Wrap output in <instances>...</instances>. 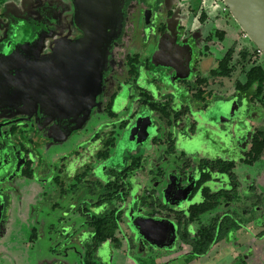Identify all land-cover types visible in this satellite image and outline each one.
<instances>
[{
    "label": "rangeland",
    "instance_id": "1",
    "mask_svg": "<svg viewBox=\"0 0 264 264\" xmlns=\"http://www.w3.org/2000/svg\"><path fill=\"white\" fill-rule=\"evenodd\" d=\"M2 1L0 0V3ZM164 1L166 7L173 9L178 17L181 14L183 26L194 32L195 53L188 58L190 77L186 83H178L177 72L170 76L163 75L164 73L155 74L150 68L147 69L145 61L148 55L142 53L140 62L145 69H141L140 80L142 86L151 91L155 99L160 98L164 102V95H173L178 103L176 107L183 103L187 104L192 116L181 124L169 128L164 119L145 108L137 115L130 130L125 132L123 137L122 133L119 134L115 148L110 151V158L98 162L96 159L98 150L87 147L88 141L92 140L95 133L101 132L107 122L113 120L108 113L104 114V111L98 110L82 130L79 142L72 138L65 145L53 148L54 153H50L49 163L51 166H58L59 156L55 157L52 154L71 155L77 144L83 142V169L88 165L93 166L91 180L107 181L111 169L121 170L132 157L142 158L143 169L138 170L129 179L131 194L122 202L123 209L127 212L125 221L121 224L122 234L126 238L124 249L115 250L111 246H104L98 254L103 264H264V200L257 208L251 206L252 201L248 203L244 201L245 196L251 195L252 185L256 193L264 195V154L253 166L239 163V159L249 148L254 130L256 128L264 130V109L253 108L246 95L237 93V81H245L241 68L236 70L231 79L210 80L209 89L217 91V97L208 110H202V104L184 97L186 87L194 86L198 76L207 78L209 71L216 66L217 60L224 56L235 41L239 43L235 58L239 57L238 54L244 45L251 46V43L242 35L243 32L237 22L228 16L221 0ZM180 1L185 3H179ZM187 6L191 7L192 12H188ZM203 13L206 14L205 21L201 20ZM160 18L157 16V19ZM165 18L163 16V19ZM149 22L150 17L146 19V23ZM215 29L224 30L226 37L222 42H214L209 53L205 55L206 52L201 49H204L206 38ZM262 60L264 57L255 58L257 62ZM152 61L157 68L160 66L156 60ZM129 98L130 93L126 91L121 102L114 107L113 112L119 116L116 125L130 120L129 118L139 110L137 101ZM194 121L197 122V134L192 138L190 135ZM131 122L134 121L131 119ZM170 133L177 141L175 153L171 155L167 153L165 144L151 143L154 136L166 141ZM183 154L194 160L185 177L187 179L179 173V168L184 163L181 157ZM216 157L237 161L235 171L242 183L240 193L243 198V202L238 206L242 209L240 212L247 216L241 221L242 229L232 232L223 242L213 246L208 255L189 261L190 247L184 245L180 249L177 224L162 217L134 215L135 205L146 189L156 188L163 203L174 209H186L188 197L195 184L196 164L200 159ZM77 169L80 170L81 167ZM161 171L165 174L164 179H161ZM74 174L76 170L63 182L68 185L74 183ZM41 178L48 179V176L43 175ZM56 190L53 181L47 184L19 182L17 190L12 195L4 236L0 240V254H3L0 257V264H78L84 253V244L89 241V228L86 219L76 211L77 206L87 205L92 214H102L117 204L108 202L103 206H92L89 200H96L97 197L87 194V184L81 185L77 192L70 193L68 197H63L64 199L55 200ZM46 192L51 193L52 197L47 201L48 204L45 202V206L39 207L45 200ZM96 193L98 194V191ZM20 195L21 200L18 198ZM50 201L58 203L55 209L51 207ZM229 206L227 204L223 207ZM32 207L36 209L35 215L30 213ZM230 209L236 210L234 206H230ZM216 214L217 212H211L203 215L190 226V231L195 233L201 226L207 225ZM61 218L62 222L59 221Z\"/></svg>",
    "mask_w": 264,
    "mask_h": 264
},
{
    "label": "flooded vegetation",
    "instance_id": "2",
    "mask_svg": "<svg viewBox=\"0 0 264 264\" xmlns=\"http://www.w3.org/2000/svg\"><path fill=\"white\" fill-rule=\"evenodd\" d=\"M104 1L109 9L106 22L111 42L106 51L98 106L82 126L79 123L83 121L84 114L69 115L55 105L58 102L60 105L66 104L72 95L78 96L76 103H83V92L77 87H69L67 81L62 83L60 78L51 74L53 67H48L58 44L75 43L85 36L84 18L78 24L77 17L82 0H3L0 3V240L4 236L12 195L20 181L47 184L58 176L61 181L67 180L75 170L76 178L82 174L83 142L77 144L71 155L52 154L59 156L58 166L49 163L53 148L65 145L72 138L79 142L82 130L93 115L98 110L104 111V114L109 110L113 112L126 91L137 103L139 92H149L140 80L141 69H145L140 62L142 53L148 55L145 61L147 69L150 68L155 74H176L173 68H157L152 63L159 56L163 62L179 67L181 74L189 72L186 78H178V83H186L190 77L188 58L195 53L194 32L183 26L181 14L178 17L173 9L167 8L164 0ZM187 7L188 12H192L191 7ZM157 16L161 18L157 19ZM163 16L166 18L163 19ZM133 67L136 68V75L132 73ZM184 97L190 98L188 92ZM145 108L148 109H137L135 118H129L134 121L130 122V128ZM118 117L117 114L115 119L104 125L101 132L95 133L87 147L98 151L104 149L103 143L114 130H117V137L120 133L123 137L125 132L119 130L122 123L116 125ZM171 139H174L172 133L166 141H159L168 149ZM79 167L80 170L77 169ZM43 175L48 179L41 178ZM163 176L161 174V179L165 178ZM88 179H92V176ZM51 197V193L46 192L45 200L39 207L45 206ZM18 198L21 200L22 196ZM30 213L36 214L35 207ZM59 221L62 222V218ZM59 227L62 231V226Z\"/></svg>",
    "mask_w": 264,
    "mask_h": 264
},
{
    "label": "trees",
    "instance_id": "3",
    "mask_svg": "<svg viewBox=\"0 0 264 264\" xmlns=\"http://www.w3.org/2000/svg\"><path fill=\"white\" fill-rule=\"evenodd\" d=\"M228 16L232 17L229 10L226 8ZM233 18V17H232ZM206 14L203 13L201 20L205 21ZM226 37L224 30L215 29L206 38V44L203 51L207 55L211 45L214 42H222ZM250 41V40H249ZM250 45H244L239 52V57L235 58L236 47L239 44L237 41L230 46L224 56L217 60L216 66L212 68L207 78L200 76L195 80L193 87H186L190 99L193 102H198L202 110H208L217 95L213 89H209L211 79H231L238 68H241L242 74L245 76V81H237L236 91L240 95H246L250 105L254 108L264 109V60L261 62L255 61L257 55V47L250 41ZM250 66V67H249ZM133 75H136V68H132ZM139 100L137 109L147 107L151 112L158 115L159 118L167 122L169 128L181 124L186 118L192 116L190 109L185 104L175 102L174 96L164 95V102L160 98L155 99L151 91L146 93L139 92ZM110 117L115 119L116 113L111 110L107 112ZM135 112L132 118H135ZM130 120L123 121L119 127L120 132H126L130 129ZM194 137L197 134V122L194 121L191 127ZM118 130V131H119ZM117 131V130H116ZM116 131H112L111 135L106 138L103 143L104 149H101L96 154L98 162L105 161L111 156V149L116 146L117 136ZM249 148L244 152V155L239 159L240 164L253 166L264 154V130L256 128L251 134ZM153 144H161L157 137L153 138ZM177 141L171 139L168 143L169 155L175 153ZM184 159L182 167L179 168L180 175L185 178L188 170L193 165V158L181 156ZM238 163L235 160L216 157L203 158L196 164V178L194 187L188 197V205L184 210L174 209L161 200L157 194L156 188L146 189L143 196L138 199L134 215L145 214L150 217H162L173 220L177 224V238L179 247L189 246L190 251L188 260H194L208 255L213 246L223 242L232 232L242 229V220L247 215L240 212L242 209L238 206L243 202L241 195L242 183L238 179L236 167ZM142 168V158L132 157L127 165L121 169H111L107 181H92L88 179L92 176L93 166H86L72 184H67L61 181L58 176L54 182L56 186V199L68 196L70 193H75L80 189V186L87 184V194L92 197H97L96 200L90 199L92 206H103L108 202H117L116 206L102 214H92L87 205H78L76 211L79 215L86 219V224L89 228V241L84 244V253L78 264H103L98 257L104 246H111L115 250L124 249L126 242L125 236L121 231V224L124 223L127 215L123 209L122 202H125L131 194V185L129 179ZM165 177L164 172L162 173ZM228 185V187H225ZM251 195L245 196L244 201L250 202L253 208H257L262 204L264 195L256 193L255 187H250ZM98 191V194L96 193ZM51 207L55 209L57 202H49ZM54 203V204H53ZM122 204V205H121ZM229 204L234 206L236 210L224 208ZM227 209V210H226ZM238 210V211H237ZM217 212L207 225L201 226L192 233L190 226L199 221L201 217L207 213ZM239 212V213H237ZM130 212L128 213L129 216ZM136 219L133 220L135 225ZM131 240H133L131 238ZM134 250V246L132 245ZM129 254L128 249L125 250Z\"/></svg>",
    "mask_w": 264,
    "mask_h": 264
},
{
    "label": "water",
    "instance_id": "4",
    "mask_svg": "<svg viewBox=\"0 0 264 264\" xmlns=\"http://www.w3.org/2000/svg\"><path fill=\"white\" fill-rule=\"evenodd\" d=\"M222 1L242 32L264 54V0ZM104 2V0H82L77 17L78 24H81V18H84L85 36L75 43L58 44L54 49L52 62L48 64V67H53L51 74L60 78L62 83L67 81L69 87L72 86V89L77 87L83 92V103H76L75 99L78 96L72 95V97H68L66 104L60 105L58 102L55 105L63 113L66 112L69 115L84 114L83 121L79 123L80 126L98 106L97 97L101 92L106 51L111 42L107 34L106 22L109 9ZM9 45H7V49ZM154 60L159 62L160 66L176 70L181 79L186 78L189 74V72L181 74L179 67L169 62H163L159 56ZM185 68L187 69V66ZM153 241L155 240L153 239Z\"/></svg>",
    "mask_w": 264,
    "mask_h": 264
},
{
    "label": "built area",
    "instance_id": "5",
    "mask_svg": "<svg viewBox=\"0 0 264 264\" xmlns=\"http://www.w3.org/2000/svg\"><path fill=\"white\" fill-rule=\"evenodd\" d=\"M221 1H222V0H221ZM225 8H226V7H225ZM225 8H224V10H226ZM242 35H243L245 38H248L247 35H246L244 32L242 33ZM257 55H258L259 57H261V58L264 57V54H263V52H262L260 49H257Z\"/></svg>",
    "mask_w": 264,
    "mask_h": 264
}]
</instances>
